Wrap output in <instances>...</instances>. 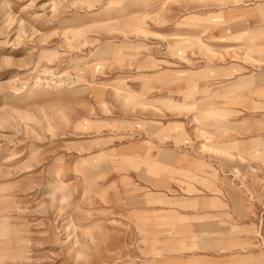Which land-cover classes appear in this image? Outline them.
<instances>
[{
    "label": "rangeland",
    "instance_id": "rangeland-1",
    "mask_svg": "<svg viewBox=\"0 0 264 264\" xmlns=\"http://www.w3.org/2000/svg\"><path fill=\"white\" fill-rule=\"evenodd\" d=\"M0 264H264V0H0Z\"/></svg>",
    "mask_w": 264,
    "mask_h": 264
},
{
    "label": "bare ground",
    "instance_id": "bare-ground-1",
    "mask_svg": "<svg viewBox=\"0 0 264 264\" xmlns=\"http://www.w3.org/2000/svg\"><path fill=\"white\" fill-rule=\"evenodd\" d=\"M238 85H239V84H238ZM235 87H236V86H235ZM237 87H238V86H237ZM232 91H234V90H232ZM234 142H235V141H234ZM221 144H222V143H221ZM222 145H223V144H222ZM222 145H221V146H222ZM227 145H228V144H227ZM227 145H224V146H227Z\"/></svg>",
    "mask_w": 264,
    "mask_h": 264
}]
</instances>
